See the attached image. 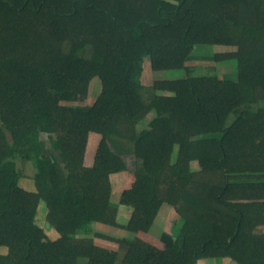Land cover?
<instances>
[{
	"label": "trees",
	"instance_id": "obj_1",
	"mask_svg": "<svg viewBox=\"0 0 264 264\" xmlns=\"http://www.w3.org/2000/svg\"><path fill=\"white\" fill-rule=\"evenodd\" d=\"M197 45L235 47L213 59L237 60V80L187 65ZM146 56L152 70L186 76L147 89ZM95 77L100 92L84 105ZM148 107L156 116L137 133ZM47 148L59 160L41 156ZM33 156L35 192L19 186L15 161ZM127 156L133 180L119 203L132 212L120 224L110 197ZM170 208L177 239L137 236ZM92 224L123 250L97 246ZM259 226L264 0H0V264H264Z\"/></svg>",
	"mask_w": 264,
	"mask_h": 264
},
{
	"label": "rangeland",
	"instance_id": "obj_2",
	"mask_svg": "<svg viewBox=\"0 0 264 264\" xmlns=\"http://www.w3.org/2000/svg\"><path fill=\"white\" fill-rule=\"evenodd\" d=\"M206 45H197L195 47L196 50H194V57L192 58V62L190 65L192 66H204V67H213L215 70V73L217 76L219 75H226L230 80H237V60H228V61H220L217 62L213 59V56L217 53H227L235 51V47H228V46H217L216 48H208L209 46H206L208 49L199 50L198 47H202ZM218 64L217 67L213 64ZM186 74L183 70H166V71H154L151 68L150 65V58L148 56L143 58V64H142V74L140 76V83L143 87L149 89L152 87L153 82L156 80H170V79H179L182 77H185ZM100 92V81L97 77L93 78L89 85V93L87 96V99L84 103V105H91L98 93ZM160 94H166L163 92H159ZM156 116L155 110L152 107H148L143 113H141L135 120H134V126L136 129V132L139 133L142 129L147 128L149 122ZM233 117L229 118V121H232ZM7 139L10 141V136L7 133ZM42 140H46L45 135L41 137ZM48 146V145H47ZM177 155V146L174 148L172 160L174 161ZM43 157H55L59 160V153L51 148H47L43 151L42 155ZM39 158L32 157L31 160L23 163L18 157L15 158V161L17 163V166L19 169H21L22 173L24 174V177L33 180L34 176L36 175L38 171V160ZM125 161L127 163V171L122 176H118L113 178L114 186L111 197H110V203L114 207L117 208V217L116 220L120 224H126L128 220L130 219L132 212L131 208L121 205L119 203L120 201V195L123 189L130 186L132 180H133V172H134V161L132 156L125 157ZM190 168L192 171H196L199 169V166L197 162H192L190 165ZM42 212V211H40ZM38 212L35 218V222L37 225L43 227L45 224V212L42 214ZM182 226L181 219L178 218V216L170 210L165 211L163 210L161 216H159V219L156 222L155 230L151 234H149V239L157 240L156 237L160 235V232L162 230H165L168 232L174 239H177L179 237L180 229ZM93 240L99 239L92 235ZM109 248L115 249L114 251H121L118 244L116 243H108ZM110 250V249H109ZM203 260V259H202ZM202 260H199L197 264H202ZM224 264H236L232 262L230 259L225 258ZM81 263H85V260H80Z\"/></svg>",
	"mask_w": 264,
	"mask_h": 264
},
{
	"label": "crops",
	"instance_id": "obj_3",
	"mask_svg": "<svg viewBox=\"0 0 264 264\" xmlns=\"http://www.w3.org/2000/svg\"><path fill=\"white\" fill-rule=\"evenodd\" d=\"M217 46H209L208 48H216ZM195 48L197 47H194L193 49V52L194 50H196ZM199 50H206L208 49L206 46H202V47H198ZM192 52V58L195 56L194 53ZM192 62V59L187 63V65L189 66H192L190 65ZM214 66L217 67L218 64L214 63L213 64ZM220 79H228V78H224V77H227L226 75H219L218 76ZM93 153H94V149H89L88 152H87V158H86V164L87 165H91L92 164V158H93ZM19 186L22 187L23 189L27 190V191H32V192H35L36 189H35V185H34V182L33 180H30L26 177L24 178H21L18 182ZM40 213H44L43 211L40 212ZM131 213V211H130ZM97 231H100V229L96 228L94 224L91 225V234L90 236L92 237L93 233L94 232H97ZM256 233H260V234H264V226H259L256 228ZM125 235L127 233H124L122 232V235ZM138 237L144 239L145 241L147 242H150L151 244H154L155 246H158V247H161V243L158 241V240H150L149 238V234H146V233H142V232H139L137 234ZM110 241H107V240H104V239H94V243L97 245V246H100V247H103V248H106V249H110V250H115L113 248H109V243ZM113 243V242H111ZM225 258H210V259H203L202 260V264H224L225 263Z\"/></svg>",
	"mask_w": 264,
	"mask_h": 264
}]
</instances>
